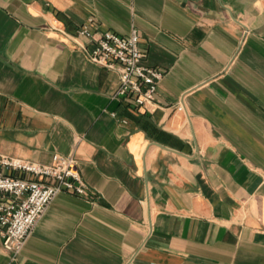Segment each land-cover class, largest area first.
I'll use <instances>...</instances> for the list:
<instances>
[{
    "label": "crops",
    "instance_id": "0c3cea01",
    "mask_svg": "<svg viewBox=\"0 0 264 264\" xmlns=\"http://www.w3.org/2000/svg\"><path fill=\"white\" fill-rule=\"evenodd\" d=\"M89 20L136 30L153 106L113 97ZM0 155L88 187L0 264H264V0H0Z\"/></svg>",
    "mask_w": 264,
    "mask_h": 264
},
{
    "label": "built area",
    "instance_id": "2783aa9c",
    "mask_svg": "<svg viewBox=\"0 0 264 264\" xmlns=\"http://www.w3.org/2000/svg\"><path fill=\"white\" fill-rule=\"evenodd\" d=\"M96 28V23L89 20L74 34L89 40L90 46L84 50L89 62L117 73L118 87L113 97L130 109L153 106L162 72L142 64L136 30L124 37L110 31L94 37ZM11 172L26 177H13ZM87 190L70 158L53 155L49 165H38L0 155L1 248L16 256L56 194L86 196Z\"/></svg>",
    "mask_w": 264,
    "mask_h": 264
}]
</instances>
